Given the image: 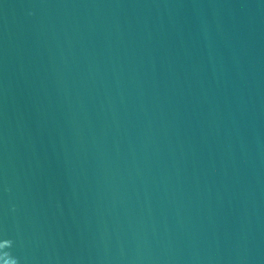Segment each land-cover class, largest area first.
Returning <instances> with one entry per match:
<instances>
[{
	"label": "water",
	"instance_id": "1",
	"mask_svg": "<svg viewBox=\"0 0 264 264\" xmlns=\"http://www.w3.org/2000/svg\"><path fill=\"white\" fill-rule=\"evenodd\" d=\"M0 264H264V0H0Z\"/></svg>",
	"mask_w": 264,
	"mask_h": 264
}]
</instances>
